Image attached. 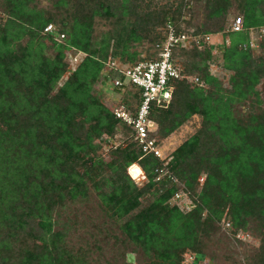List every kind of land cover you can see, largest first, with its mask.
<instances>
[{"label": "trees", "instance_id": "1", "mask_svg": "<svg viewBox=\"0 0 264 264\" xmlns=\"http://www.w3.org/2000/svg\"><path fill=\"white\" fill-rule=\"evenodd\" d=\"M163 1L0 0V264H186L187 252L206 256L222 222L260 238L238 264H264V55L254 53L250 33L264 28V0H196L206 19L192 32L182 27L190 3ZM234 7L238 30L235 19L226 26ZM101 22L110 27L98 36ZM170 24L199 37L174 46L173 58L203 84L175 79L169 102L152 104L160 149L200 119L163 157L144 153L97 85L124 93L121 104L136 113L142 90L111 79L157 59ZM220 32L230 45L218 55L203 35ZM67 49L84 53L74 69ZM220 57L232 72L228 85L211 72ZM133 164L142 181L129 173ZM178 192L191 208L173 202ZM137 252L142 263L128 258Z\"/></svg>", "mask_w": 264, "mask_h": 264}, {"label": "rangeland", "instance_id": "2", "mask_svg": "<svg viewBox=\"0 0 264 264\" xmlns=\"http://www.w3.org/2000/svg\"><path fill=\"white\" fill-rule=\"evenodd\" d=\"M180 1L181 0H176L175 2L178 3ZM185 1L189 2L190 6L184 8L183 10L184 21L187 22H183L182 27L186 29L188 28L192 32L194 29H196V27L200 26L201 23H204L206 19L205 8L201 2H198L196 0ZM163 2L165 3L166 0H164ZM42 5H47V3L44 2L42 3ZM239 16H242V14L236 7H234L231 10L228 22L226 23L228 29L233 24L234 19L236 21ZM109 27L110 26L109 24H107V22H101L97 26L96 35L100 36L102 33L107 31ZM250 33L251 45L254 48V53L256 55H264V48H262L261 46V41L264 42V28H251ZM208 34L210 35V41L206 42L207 46L212 47L213 53L221 55L223 45H230L228 33L220 32L218 34ZM205 35H203L204 38ZM148 44L149 43L146 40L136 43L137 49L142 50L141 56L146 54L144 51L145 47H147ZM66 56L71 69H74L84 57V53L81 51L67 49ZM222 62L223 60L220 57L218 64L215 63L211 65V72L218 75L224 81L225 85H228V79L232 72L229 70H223V66H221ZM189 77V82H191L193 85L197 84L196 82L192 81V79L197 76L189 75ZM263 83H260L258 85V88L261 89L262 92H264ZM130 84L133 86L130 81L127 82L128 87ZM97 89L100 97L108 105H111L113 109L115 108V106H119L121 104V101L126 97L124 93L114 91V89L103 80L99 82V84L97 85ZM199 122L200 119L198 117H194L190 119L189 122L182 125L179 129L173 132L170 136L163 139L161 148L162 156L165 157L166 155H169L178 144L189 137L196 130ZM157 128L158 125L155 122L153 131H156ZM117 141L120 142L121 138H118ZM101 143L103 144V147H105L106 151H108V148L111 146V144H113L112 139H107L106 136L101 139ZM128 171L136 180L142 181V179H144V172L138 164L131 165ZM204 176L205 175H201L200 177H203L204 179ZM199 181L202 182L203 180L199 179ZM180 195L181 197L173 199V202L179 204L181 207L189 206L191 208L193 206V200L189 197V195L185 192H180ZM226 226L227 224H225L224 222L221 223L222 232L208 244L207 248L209 252H207L204 258H196L195 255H193L191 252H187L185 254L186 264H238L242 263V261L245 259L246 252L250 253L252 250H255L259 246L260 238L253 231H243L237 234H233L232 230H227L225 228ZM128 258L136 263H142L144 261V255L139 252L130 253L128 255Z\"/></svg>", "mask_w": 264, "mask_h": 264}, {"label": "built area", "instance_id": "3", "mask_svg": "<svg viewBox=\"0 0 264 264\" xmlns=\"http://www.w3.org/2000/svg\"><path fill=\"white\" fill-rule=\"evenodd\" d=\"M242 23V18L238 17L234 22V28L236 30L240 29ZM46 29L53 30V24L48 25ZM192 40L200 42L198 36L184 32L177 33L175 27L170 24L167 40L163 43L157 59H147L131 66L122 67L119 69L122 77L111 79L112 84L116 87H125L127 82L130 81L142 90V99L136 113L130 112L124 104L115 106L114 111L118 117L133 126L134 137L142 146L145 154L153 153L157 156L162 154L157 139L151 135L155 125V121L150 116L152 104L154 102L158 104L168 103L175 87L173 81L175 79L190 78L189 75L181 71L174 61L173 47L178 44L189 46ZM205 40L210 41L209 34L205 35ZM192 81L203 84L199 77L193 78ZM199 179L204 181L203 177ZM180 197V192H178L175 199ZM226 224L230 225L229 222Z\"/></svg>", "mask_w": 264, "mask_h": 264}]
</instances>
